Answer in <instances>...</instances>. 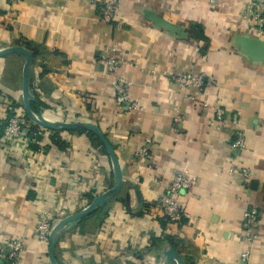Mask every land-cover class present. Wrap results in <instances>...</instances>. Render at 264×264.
I'll list each match as a JSON object with an SVG mask.
<instances>
[{
	"label": "crops",
	"instance_id": "1",
	"mask_svg": "<svg viewBox=\"0 0 264 264\" xmlns=\"http://www.w3.org/2000/svg\"><path fill=\"white\" fill-rule=\"evenodd\" d=\"M247 1L120 0L107 23L103 0H0V48L29 44V88L42 114L95 123L121 169L120 190L98 208L104 216L84 217L58 237L61 264H161L168 237L185 264H246L245 250L247 264H264V36L243 15ZM110 55L123 60L118 73L135 109L113 100L101 62ZM23 60L0 58V98L14 105H22ZM184 73L203 76L197 94L178 83ZM216 107L224 117L214 125ZM3 127L0 119V137ZM236 128L242 151L231 147ZM142 147L148 155L137 157ZM29 150L21 162L0 150V239L22 240L24 264H50L38 220L87 206L86 196L111 186L112 167L85 131L46 130ZM238 166L250 176L232 174ZM179 173L195 183L177 197L182 221L171 223L157 200ZM252 207L259 224L249 245L241 220Z\"/></svg>",
	"mask_w": 264,
	"mask_h": 264
},
{
	"label": "built area",
	"instance_id": "2",
	"mask_svg": "<svg viewBox=\"0 0 264 264\" xmlns=\"http://www.w3.org/2000/svg\"><path fill=\"white\" fill-rule=\"evenodd\" d=\"M14 1V0H12ZM120 0H103L100 11V19L111 23L116 14V8ZM246 19L264 36V0H248L243 9ZM106 67L107 73L112 78L113 100L119 108L128 110L137 107L136 100L130 96V83L118 73L123 60L115 55H110L101 61ZM180 85L188 87L197 94L204 85L202 75L184 73L177 76ZM3 108L0 112V119L4 122L2 136L0 137V150H3L12 162H21L29 156L31 144H39L47 129L40 126L31 127L33 124L22 107L14 105L9 100L0 98ZM224 110L221 107L214 109L212 124L216 125L223 121ZM41 137V138H40ZM231 147L235 151H242L245 147V134L241 129L234 132V139ZM137 157H146L148 152L145 147L140 148L135 153ZM232 174L239 173L248 178L249 170L245 167H235L230 169ZM195 183V178L186 174L174 175L172 181L167 186L166 191L157 200L163 216L171 223H180L183 211L179 206L177 197L187 191ZM55 220L50 213H45L38 220L35 226V236L38 240L48 241L49 232ZM259 224V216L256 208H248L242 213L241 228L242 237L247 244H252L257 239L256 228ZM22 240L19 237H7L0 239V264H24L22 255ZM243 262L248 263V250L241 254Z\"/></svg>",
	"mask_w": 264,
	"mask_h": 264
},
{
	"label": "water",
	"instance_id": "3",
	"mask_svg": "<svg viewBox=\"0 0 264 264\" xmlns=\"http://www.w3.org/2000/svg\"><path fill=\"white\" fill-rule=\"evenodd\" d=\"M165 27L170 28L176 35L182 36V32L179 28H172L169 25L164 24ZM17 53L23 56L22 65V81H21V97L22 107L26 113L28 119L35 125L40 126L47 130L52 131H87L93 133L102 146L104 147L112 167V184L102 193L96 195L91 202L70 214L60 218L53 224L48 236V259L50 264H61L55 257V246L56 241L64 229L71 223L77 222L82 218L92 214L102 205H104L108 199L113 197L121 188L122 185V174L119 162L112 145L109 143L103 132L99 127L92 122L86 121H53L47 119L41 112V108L37 98L32 94L29 88V70L32 63V54L28 49L21 45H10L0 48V58L5 57L9 54ZM31 103L35 104L36 110H33ZM163 260L161 264H185L177 254L176 250L169 246L163 252Z\"/></svg>",
	"mask_w": 264,
	"mask_h": 264
},
{
	"label": "trees",
	"instance_id": "4",
	"mask_svg": "<svg viewBox=\"0 0 264 264\" xmlns=\"http://www.w3.org/2000/svg\"><path fill=\"white\" fill-rule=\"evenodd\" d=\"M191 30L190 31H192V34L194 35V36H196V37H199L200 35H201V33H202V29L200 28V26L199 25H192L191 27ZM21 45V44H20ZM22 45H24V47L26 48V49H30L29 48V44L28 43H26V42H22ZM31 106H32V108H34L35 107V104L34 103H31ZM31 127L32 128H35V127H37L35 124H31ZM85 132H87V131H85ZM57 133L58 132H53V137H56L57 136ZM87 134L89 135V137H90V140H91V144H92V146L95 148V149H98L99 151H104V147L102 146V144H101V142L99 141V139L97 138V136H95L93 133H91V132H87ZM54 139V138H53ZM57 142H58V140H56ZM59 144V143H58ZM87 197V199H88V202L89 201H91L92 200V197L93 196H86ZM92 216H95V218L97 219V221H99L101 218H102V216H104V213H103V209L101 208V209H97L95 212H93L92 214H90V215H88V216H86V218H89V217H92ZM184 217V216H183ZM183 217H182V219H183ZM86 218H84V219H86ZM165 218V217H164ZM83 219V220H84ZM182 219H181V221H182ZM82 220V221H83ZM165 220H167L166 218H165ZM168 221V220H167ZM168 240V244L170 245V246H172L173 248H175L176 247V242H175V240L172 238V237H168L167 238ZM56 255V254H55ZM56 258H57V256H56Z\"/></svg>",
	"mask_w": 264,
	"mask_h": 264
}]
</instances>
